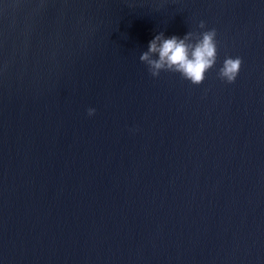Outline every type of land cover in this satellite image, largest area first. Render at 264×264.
Returning <instances> with one entry per match:
<instances>
[{"label":"water","instance_id":"water-1","mask_svg":"<svg viewBox=\"0 0 264 264\" xmlns=\"http://www.w3.org/2000/svg\"><path fill=\"white\" fill-rule=\"evenodd\" d=\"M201 21L204 82L153 78ZM0 264H264V0H0Z\"/></svg>","mask_w":264,"mask_h":264},{"label":"clouds","instance_id":"clouds-1","mask_svg":"<svg viewBox=\"0 0 264 264\" xmlns=\"http://www.w3.org/2000/svg\"><path fill=\"white\" fill-rule=\"evenodd\" d=\"M198 28L202 31H189L183 38L175 35L165 38L161 32L148 44V49L142 52L139 59L148 68L153 78L161 72L179 74L183 80L193 86H200L206 73L217 63L218 42L216 30H204L206 25L201 21ZM242 58L225 57L218 70V78L227 84H233L241 70ZM95 114V109H88V115Z\"/></svg>","mask_w":264,"mask_h":264}]
</instances>
